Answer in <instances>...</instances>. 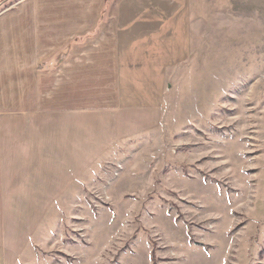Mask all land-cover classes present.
Wrapping results in <instances>:
<instances>
[{
  "label": "rangeland",
  "instance_id": "374dc122",
  "mask_svg": "<svg viewBox=\"0 0 264 264\" xmlns=\"http://www.w3.org/2000/svg\"><path fill=\"white\" fill-rule=\"evenodd\" d=\"M68 1L7 0L0 15L42 17V53L52 16L127 18L130 38L158 25L122 39L121 61L161 120L100 158L10 264H264V0Z\"/></svg>",
  "mask_w": 264,
  "mask_h": 264
},
{
  "label": "crops",
  "instance_id": "0c3cea01",
  "mask_svg": "<svg viewBox=\"0 0 264 264\" xmlns=\"http://www.w3.org/2000/svg\"><path fill=\"white\" fill-rule=\"evenodd\" d=\"M6 1L0 0V6ZM87 2L68 1L66 6L85 7ZM104 4L105 0L99 1L97 14ZM95 19L52 16L48 21L52 45L42 53V17L0 15L4 264L14 262L33 239L47 238L57 222L58 202L71 198L81 183L88 182L90 168L100 158L160 124V107L137 99L131 77L135 68L121 61L131 47L129 43L122 47L123 40L131 42L138 35L152 39L158 25L130 38L136 22L114 16L109 24L98 26ZM46 61L48 70L41 71L39 65ZM46 77L52 78V98L42 101L41 81Z\"/></svg>",
  "mask_w": 264,
  "mask_h": 264
}]
</instances>
